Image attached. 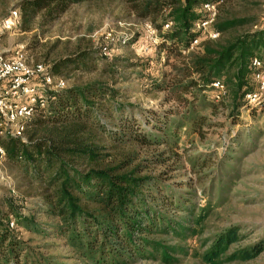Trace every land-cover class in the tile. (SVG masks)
<instances>
[{
    "label": "trees",
    "instance_id": "1",
    "mask_svg": "<svg viewBox=\"0 0 264 264\" xmlns=\"http://www.w3.org/2000/svg\"><path fill=\"white\" fill-rule=\"evenodd\" d=\"M82 1L85 0H18L19 27L29 30L35 21L48 25ZM225 1L139 0L134 4L137 15L149 19L159 32L161 41L157 48L180 57L174 78L166 81L164 87L184 107V118L194 124L202 95L213 89L212 83L217 81L228 88L232 107L244 108L246 93L255 89L251 62L256 57L264 59V27L233 35L250 19H221L217 13L213 29L220 34V40L204 39L206 33L195 30L198 22L208 18L204 3L216 4L218 9ZM168 22L173 26L164 29ZM195 39L202 40L201 45L183 55L182 50L189 49ZM129 66L139 68L144 63L130 60ZM80 68H89L85 51L54 61L52 73L64 76ZM104 69L113 70L111 66ZM139 77L146 75L140 73ZM110 94L114 96L115 91ZM110 94L97 81L61 90L44 111L46 121H28L26 141L0 137L4 160L19 165L27 177L42 185V199L30 214L19 211L12 200L6 201V208L0 207V264H69V258L76 260L75 264H132L148 258L177 264L178 254L185 248L182 241L201 235L207 227L211 207L195 206L196 194L174 190L165 174L151 173V166L166 160L163 152L146 160L137 151L118 156L112 151L117 145L100 142V135L124 147L170 141L167 120L148 119L144 130L134 113H125L121 105L108 101ZM98 99L104 103L95 108ZM211 105L217 107L214 101ZM179 110L171 109L170 113L181 114ZM147 126H153L160 134ZM35 212L54 221L40 223ZM181 214L185 216L180 217ZM11 222L14 228L10 227ZM21 229L44 239L62 240L70 254L41 252L39 246L20 237ZM239 231L238 226L231 225L206 240L203 260L220 264L259 257L264 252V240L237 246L228 253L233 244L243 239Z\"/></svg>",
    "mask_w": 264,
    "mask_h": 264
},
{
    "label": "rangeland",
    "instance_id": "2",
    "mask_svg": "<svg viewBox=\"0 0 264 264\" xmlns=\"http://www.w3.org/2000/svg\"><path fill=\"white\" fill-rule=\"evenodd\" d=\"M17 1L0 0V24L12 9L17 8ZM138 1L85 0L74 3L66 13L48 25L41 26L35 21L29 30L19 27L9 31L3 38V48L8 53L22 51L32 64L47 62L51 65L59 58L85 51L88 53L89 68L71 70L64 75L68 81L65 89L97 81L109 94L115 91L108 101L112 99L115 106L121 105L125 113H134L133 117L142 129L148 125V119L158 117L168 121L166 129H169L171 137L168 136V143L129 144L124 147L105 140L107 137L104 135H100V142L106 146L117 145L112 151L118 156L137 151L146 160L163 152L166 160L156 167L151 166V173L165 174L174 190L196 194L197 197L193 198L195 206L212 208L203 233L182 241L185 248L178 254L177 264H207L202 256L204 242L231 225L240 228L243 239L233 244L228 253L237 246L264 240V107L254 112L247 108L234 109L229 90L223 85L224 89H211L202 95L195 124L184 118V107L164 87L166 81L174 78V67L180 64V57L157 48L147 27L148 23L151 24L150 20L137 15L134 4ZM217 10L221 19L251 20L233 31L234 36L264 27V0H227ZM214 20L212 27L206 28L209 33L204 39H222L220 34H210ZM171 23L170 27L173 26ZM152 26L155 30L152 38H157L159 43L160 34ZM201 42L194 43L186 54H182L192 52ZM130 60L141 61L144 66H129ZM106 66H111L113 70L105 71ZM137 73L146 77L141 79ZM160 84L162 87H159ZM211 101L217 107H211ZM103 103L98 99L94 107ZM178 108L181 114L170 113L171 109ZM46 114L35 116L34 120L41 118L46 121ZM147 127L160 134L153 126ZM28 132H25V141ZM41 190L42 185L27 177L19 165L0 159V207L6 208V201L12 200L19 211L28 215L32 212L30 210H37L42 199ZM35 214L40 223L54 221L40 212ZM19 234L22 239L30 240L33 246H39L43 253L70 254V248L62 240L44 239L24 229L19 230ZM75 261L66 259L69 264H75ZM132 264L164 263L148 258ZM220 264H264V252L249 261L232 260Z\"/></svg>",
    "mask_w": 264,
    "mask_h": 264
},
{
    "label": "built area",
    "instance_id": "3",
    "mask_svg": "<svg viewBox=\"0 0 264 264\" xmlns=\"http://www.w3.org/2000/svg\"><path fill=\"white\" fill-rule=\"evenodd\" d=\"M203 9L208 13V18L198 22L195 30H203L208 34L206 28L212 27L217 5L204 3ZM20 21L21 13L16 8L12 9L0 24V137L13 136L24 140L28 121L46 111L50 103L57 98V94L67 87L68 81L65 76L54 75L50 63L32 64L22 51L8 53L3 48L5 34L19 29ZM170 23L168 22L164 29L169 28ZM147 27L151 39L155 45H159L157 38H152L155 34L152 24L148 23ZM210 34L219 35L214 29L210 30ZM198 41L199 39L193 40L191 47L183 49L182 53L186 54ZM251 66L254 71L255 89L246 93L245 107L258 110L264 107V59L253 58ZM212 87L217 90L224 89L220 81L212 83ZM217 97L219 98V95ZM4 156L5 151L0 144V159L4 160ZM10 227H14V222L10 223Z\"/></svg>",
    "mask_w": 264,
    "mask_h": 264
}]
</instances>
